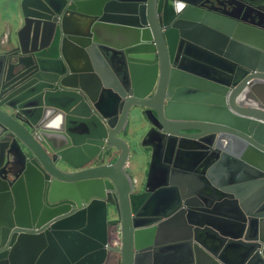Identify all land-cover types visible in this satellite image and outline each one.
Returning a JSON list of instances; mask_svg holds the SVG:
<instances>
[{
    "label": "water",
    "instance_id": "obj_1",
    "mask_svg": "<svg viewBox=\"0 0 264 264\" xmlns=\"http://www.w3.org/2000/svg\"><path fill=\"white\" fill-rule=\"evenodd\" d=\"M11 24L0 264H264V0H21Z\"/></svg>",
    "mask_w": 264,
    "mask_h": 264
},
{
    "label": "crops",
    "instance_id": "obj_2",
    "mask_svg": "<svg viewBox=\"0 0 264 264\" xmlns=\"http://www.w3.org/2000/svg\"><path fill=\"white\" fill-rule=\"evenodd\" d=\"M16 1L17 0H0V36L3 37V35L5 34L4 36H6L7 39H9L12 36V33L14 31V28L11 24V19L13 13L19 11V5L21 0H18L17 7H15V5L14 6L12 5L9 8L7 7V2L8 3L10 2L11 4L13 3L15 4ZM139 166L140 167H139V172L137 173V179L139 181H144L148 169V159L141 162Z\"/></svg>",
    "mask_w": 264,
    "mask_h": 264
},
{
    "label": "rangeland",
    "instance_id": "obj_3",
    "mask_svg": "<svg viewBox=\"0 0 264 264\" xmlns=\"http://www.w3.org/2000/svg\"><path fill=\"white\" fill-rule=\"evenodd\" d=\"M16 2H17V3H16ZM16 2H15V4H14V3H13V4H11L10 2H9V3L7 2V7H9V8H10L12 5H13V6L15 5V7H17V5H18V0H17ZM10 4H11V5H10ZM4 35H5V34H4ZM4 35H3V37H2V36H0V39L6 38V36H4Z\"/></svg>",
    "mask_w": 264,
    "mask_h": 264
}]
</instances>
